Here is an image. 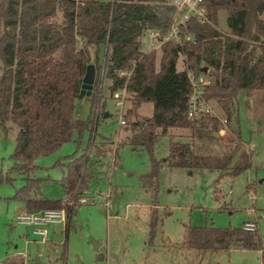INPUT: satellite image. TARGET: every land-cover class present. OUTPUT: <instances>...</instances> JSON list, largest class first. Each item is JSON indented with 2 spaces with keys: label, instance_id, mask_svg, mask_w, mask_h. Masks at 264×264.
<instances>
[{
  "label": "trees",
  "instance_id": "16d2710c",
  "mask_svg": "<svg viewBox=\"0 0 264 264\" xmlns=\"http://www.w3.org/2000/svg\"><path fill=\"white\" fill-rule=\"evenodd\" d=\"M202 6L208 22L200 24L191 18L184 28L191 40L182 39L179 45L164 43L158 56L157 50L143 52L140 39L147 29L167 33L174 11L171 0H0V125L12 122L18 126L10 155L11 171L26 176L25 185L15 192L13 200L23 203L27 212L62 206V199L41 197L40 179L30 175L37 168V158L49 156L70 142L75 131L78 145L85 131L90 134L85 149L66 156V163L59 161L57 165L65 168L60 180L63 198L84 196L95 177L94 168L111 151V144L93 140L95 125L105 106L101 69L102 80L110 81L111 97L123 87L126 89L130 108L124 122L131 135L125 142L132 148L141 147L152 156L159 135L183 129L191 132V142L169 143L165 159L168 167L187 171L210 168L218 170L219 177H234L249 167V156L239 145L238 130L235 133L239 142L228 153H197L194 140L208 134L210 127L217 131L220 120L211 116L188 117L192 93L188 73L198 77L205 68L212 72L213 84L205 87L203 97L215 102L226 125H230L239 94L249 96L251 92L264 91V0H203ZM220 11L227 14L228 35L216 29ZM101 46L105 49L103 65L98 56ZM92 47L96 51L90 112L86 120H79L75 102L82 98L80 90ZM180 59L181 70L177 68ZM121 72L123 76H119ZM144 103L153 106L150 117L138 113ZM159 166L152 158L150 172L141 176L149 192L156 190ZM78 208L67 207L63 246ZM150 210L152 237L157 209ZM184 245L201 254L258 250L264 264V246L258 230L187 227Z\"/></svg>",
  "mask_w": 264,
  "mask_h": 264
},
{
  "label": "rangeland",
  "instance_id": "374dc122",
  "mask_svg": "<svg viewBox=\"0 0 264 264\" xmlns=\"http://www.w3.org/2000/svg\"><path fill=\"white\" fill-rule=\"evenodd\" d=\"M226 17L225 11L218 13L216 29L228 35ZM140 41L141 50L148 52L151 49L148 48V35L144 33ZM95 51V47L89 49L91 60L87 67L94 66ZM104 54L105 49L101 46L98 51L101 65ZM177 68L183 69V59L178 61ZM102 75L101 69L103 113L110 116H99L93 140L98 143L102 138L109 139L102 141L111 144V151L94 168L95 177L84 194L87 204L76 210L73 229L65 246L62 245L64 236L60 226L53 228L55 234L50 233L51 242L41 244L30 229L16 223V216L25 211L24 204L13 200V196L25 185L26 176L11 171L13 161L10 159L19 128L12 122L0 125V264H262L258 250L231 249L201 254L184 245V233L187 227L237 229L245 222L253 221L264 246V91H254L249 96L240 93L230 125H219V132L210 127L208 134L194 140L198 154L221 155L239 142L235 133L238 130L239 145L249 156V167L234 177H219L218 170L194 168L187 171L170 168L165 163L171 141L191 142L189 130L171 129L167 135H159L152 156L147 150L134 149L125 142L131 130L128 123L119 126V112L108 90L110 81L102 80ZM205 78L213 84L212 72ZM83 90L85 88L81 86L80 91ZM81 96L75 102L76 117L86 120L90 98L87 93ZM209 103L225 119L215 102ZM129 108L127 98L123 119ZM152 111V104L144 103L138 113L150 117ZM78 138L75 131L70 142L49 156L35 160L37 168L30 177L40 179L41 197L63 199L60 180L65 168L57 162L65 164L66 156L81 153L90 134L87 131L82 134L80 145ZM152 158L160 163L155 192L147 191L141 181V176L150 172ZM152 207L157 209V223L151 237ZM93 242L100 244L98 250ZM18 252L26 255L24 260L16 256Z\"/></svg>",
  "mask_w": 264,
  "mask_h": 264
},
{
  "label": "built area",
  "instance_id": "2783aa9c",
  "mask_svg": "<svg viewBox=\"0 0 264 264\" xmlns=\"http://www.w3.org/2000/svg\"><path fill=\"white\" fill-rule=\"evenodd\" d=\"M174 6V11L171 16V24L166 34L162 35L157 30L147 29L144 33L148 35L149 45L151 48L149 51L159 49L164 43L172 42L179 45L182 39L190 41L191 36L184 34V28L186 27L187 21L191 18L197 19L200 24L207 23L208 20L205 16V9L202 6L203 0H171ZM153 47V48H152ZM148 51V52H149ZM209 74L207 68L201 72L198 77H194L190 72L188 73L192 93L190 95L188 117L192 119H199L205 116H211L220 120V125H226V119H222L212 108L209 101L204 99L205 87L211 86V82L205 78ZM124 73H119V76H123ZM127 76L130 73L125 74ZM112 99L114 105L119 112V126L125 125L122 117V111L127 101V93L125 87L113 93ZM88 199L84 196L79 198H63L62 206L56 209H43L35 212H21L16 216V223L30 229L31 233L39 238L41 244H47L51 242L50 233L51 230L60 226L64 228L67 221V207H75L87 204ZM245 231L254 232L257 230L256 223L253 221L245 222L242 227ZM20 259L25 258V254L18 252L16 254Z\"/></svg>",
  "mask_w": 264,
  "mask_h": 264
},
{
  "label": "water",
  "instance_id": "95a60500",
  "mask_svg": "<svg viewBox=\"0 0 264 264\" xmlns=\"http://www.w3.org/2000/svg\"><path fill=\"white\" fill-rule=\"evenodd\" d=\"M204 71H205V69H204ZM94 77H95V68H94V66L87 67L86 71H85V75H84L83 80H82V86L85 88V90H83L82 92L80 91L81 94L87 93V94L90 95L91 90H92V85H93V82H94ZM106 116L107 115H104V117H106ZM93 245H94V248L96 250L99 248V244L98 243L93 242Z\"/></svg>",
  "mask_w": 264,
  "mask_h": 264
},
{
  "label": "crops",
  "instance_id": "0c3cea01",
  "mask_svg": "<svg viewBox=\"0 0 264 264\" xmlns=\"http://www.w3.org/2000/svg\"><path fill=\"white\" fill-rule=\"evenodd\" d=\"M109 85V84H108ZM104 112V111H103ZM104 115H107L106 117H104ZM110 115L106 112V113H104L103 114V118H107V117H109ZM222 132V131H221ZM127 138V137H126ZM126 138H125V140H126ZM104 139H107V138H102L99 142H101L102 140H104ZM112 142V141H111ZM115 147V146H114ZM115 163H117L116 161H115ZM62 185V184H61ZM62 187V186H61ZM26 211V210H25ZM55 231L52 229V231H51V234H53ZM55 234V233H54ZM57 234V233H56ZM51 238V237H50ZM99 247H100V244H99ZM98 250V249H97ZM22 260H24V259H22ZM36 260V262H38V259H35Z\"/></svg>",
  "mask_w": 264,
  "mask_h": 264
}]
</instances>
